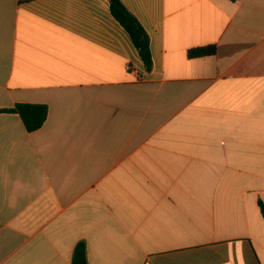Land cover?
Masks as SVG:
<instances>
[{"label":"crops","instance_id":"obj_1","mask_svg":"<svg viewBox=\"0 0 264 264\" xmlns=\"http://www.w3.org/2000/svg\"><path fill=\"white\" fill-rule=\"evenodd\" d=\"M0 0V264H264V0ZM215 46L212 55L189 57Z\"/></svg>","mask_w":264,"mask_h":264},{"label":"trees","instance_id":"obj_2","mask_svg":"<svg viewBox=\"0 0 264 264\" xmlns=\"http://www.w3.org/2000/svg\"><path fill=\"white\" fill-rule=\"evenodd\" d=\"M110 9L113 16L125 28L130 35L135 48L138 50L141 59L148 71L152 69L153 60L150 50V38L146 30L133 16L121 0H110ZM216 52L215 46L201 47L189 51V57H201L212 55ZM0 113L18 114L28 132L40 129L47 120L49 109L44 104L18 103L12 108H0ZM264 217V203L260 202ZM72 264H89L87 258L86 243L81 241L77 244Z\"/></svg>","mask_w":264,"mask_h":264}]
</instances>
